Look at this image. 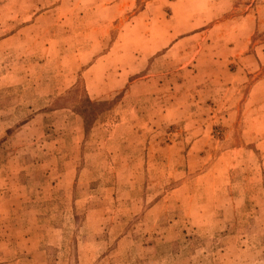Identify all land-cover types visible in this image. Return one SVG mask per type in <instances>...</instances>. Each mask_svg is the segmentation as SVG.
I'll use <instances>...</instances> for the list:
<instances>
[{
    "label": "rangeland",
    "instance_id": "rangeland-1",
    "mask_svg": "<svg viewBox=\"0 0 264 264\" xmlns=\"http://www.w3.org/2000/svg\"><path fill=\"white\" fill-rule=\"evenodd\" d=\"M0 264H264V0H0Z\"/></svg>",
    "mask_w": 264,
    "mask_h": 264
},
{
    "label": "trees",
    "instance_id": "trees-1",
    "mask_svg": "<svg viewBox=\"0 0 264 264\" xmlns=\"http://www.w3.org/2000/svg\"><path fill=\"white\" fill-rule=\"evenodd\" d=\"M104 103L105 102L93 101L89 97L84 100V103L80 109H78V113L83 116L86 129L90 127L91 123L97 117L98 113L96 109L102 106Z\"/></svg>",
    "mask_w": 264,
    "mask_h": 264
}]
</instances>
